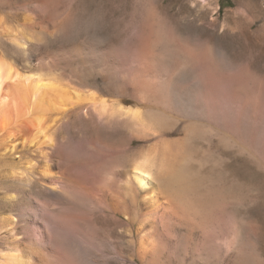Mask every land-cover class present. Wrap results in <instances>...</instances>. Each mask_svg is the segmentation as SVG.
<instances>
[{"label":"rangeland","instance_id":"obj_1","mask_svg":"<svg viewBox=\"0 0 264 264\" xmlns=\"http://www.w3.org/2000/svg\"><path fill=\"white\" fill-rule=\"evenodd\" d=\"M0 54L109 107L69 105L40 147L0 114L14 146L0 158V222L12 223L0 249L19 221L38 264H264V0H0ZM98 131L126 143L110 151ZM148 158L183 166L193 191L132 188L130 167Z\"/></svg>","mask_w":264,"mask_h":264},{"label":"bare ground","instance_id":"obj_2","mask_svg":"<svg viewBox=\"0 0 264 264\" xmlns=\"http://www.w3.org/2000/svg\"><path fill=\"white\" fill-rule=\"evenodd\" d=\"M83 54H84L83 52L78 51V53L74 54V55L76 56L75 58H77L79 60L82 56L85 55V54L84 55ZM100 54H101V52H100ZM74 55H73V57H74ZM85 57H87V56H85ZM79 61H81V60H79ZM166 61H168V60L166 59ZM167 63L169 64V62H167ZM81 66L85 67V65H82V63L80 65V67ZM170 68H172V67H170ZM0 70H2V71H0V114H2L5 117H8L7 118L8 120H9V117H13V119L14 120L16 119V121H18L17 120L18 118L24 119L23 121L30 128L29 129V135L25 139V146L29 145V146L40 147L41 145L49 143L51 141L50 127H51V124L56 121V119H54L55 115L64 111L65 108L68 107L69 105H71V106L74 105L76 102H80L79 104H77L78 106H80V105L84 106V105H86V104L83 105L84 101H89L88 104L90 105V107L93 109L94 112H97L99 114V116L104 115V114H108V112H109V107L107 105V102H105L104 100H97L94 96H91L90 94H88V95L87 94L86 95L79 94L80 92H76V90L75 91L71 90L72 87H70V86L68 87V85H66V86L62 85L61 84L62 81L58 82V80L56 81L55 78H52V77H49V76H46L43 74H39V73H32V74H21V73H19L17 71L18 69L17 70H16V68L13 69L12 66L9 64L8 60H5L1 54H0ZM83 70H85V69H83ZM176 71H178V70H176ZM164 72H165V70H164ZM169 72H171V71H169ZM181 73H183V72H181ZM168 74H170V73H168ZM171 74H173V72ZM84 76H86V75H84ZM166 76H167V74H166ZM168 77H167V79H168ZM162 78H165V77H162ZM163 81L165 82V80H163ZM165 89H167V88H165ZM169 89L170 88H168L167 92L169 91ZM185 96H183L180 93V91H178L176 89V87L175 88L173 87L171 92H170V98L173 101V103H175L176 106L179 107L184 112L186 110L190 112L194 108V103L192 104L189 100H187L188 98H185ZM164 97H165V95H164ZM86 106H88V105H86ZM90 107L88 106L87 108L89 109ZM72 108H74V107H72ZM92 109H91V111H92ZM111 112L112 111H110V113ZM65 113H67V112H65ZM194 113H196V112H194ZM87 115H88V118L85 119L86 118L85 117L84 120H89L90 117L91 118L93 117L92 112H90V111L87 112ZM87 115H85V116H87ZM113 115H114V113L112 114V116ZM0 117H1V119L4 118L2 116H0ZM131 117L133 120L141 123V119L143 116L140 114L139 111H134L131 113ZM7 119L5 121H7ZM68 119L70 120V121L68 120L69 121L68 123H72L75 120L79 119L78 112L74 111V112L70 113L68 115ZM10 120H11V118H10ZM114 124L115 123H113V125ZM2 125L3 124H0V158L5 156L7 151L9 152L14 148V146L11 144H3L2 143V140H3L2 137L5 136V132L7 134L6 128ZM27 125H24V127L25 126L27 127ZM16 126H18V125H16ZM141 126H143V125H141ZM97 130H99V129H97ZM97 130L95 129V132ZM101 130H102V128H101ZM104 131H103V133H102V131H98L97 134L95 136H93L94 138L91 137L92 141H94V143L96 142L98 145L108 147L110 149V151L111 150L114 151L116 149L117 145L119 146L120 144L126 143L124 138L115 139L112 134H110V135L107 133L104 134ZM95 144H93L92 146H94ZM154 167H155V163L149 158L144 159L140 162H135L130 167V170L128 171V173L130 175L128 177H130V182L132 183V188L134 187L138 191H145V192L147 191V194H148V192L152 190L151 187H153L155 189V188L159 187V185H160L165 190L171 191V193L173 192V194H177L178 196H186V195H188V193L193 191L191 181L187 177V172L183 168V166L173 167V166H168V165L167 166L161 165V166L155 167L157 169V171L155 170ZM161 171H162L161 177L157 178V179L155 178L156 183H157V184H155V180H154L155 175L154 174L155 173L157 174V172L159 173ZM45 174L47 175L48 173H45ZM159 175H160V173H159ZM159 175H157V176H159ZM49 180H50V178H49ZM152 191L149 193L151 194ZM182 199H184V198H182ZM158 201L159 200L156 197L155 198L151 197L149 200V202L151 203V206L156 208L155 209L156 211H157V207L159 208V207L163 206V204L158 205V204H160V203L157 204ZM161 208H159V209H161ZM151 212H153V211H151ZM156 213H158V212H155V214ZM11 225H12V223L10 221H8L7 219H3V221L0 222V231L4 228L11 226ZM12 229H13L15 238L13 239V243L11 245L7 246L5 250L0 249V264H38L34 260V258H32L29 255L28 252L23 250V245L25 244V242L28 239L26 238L27 235L23 234L21 236L20 233H23L26 230V226L21 224L19 221H17L16 223H14V227L12 226ZM19 236H20V238L18 239ZM40 247H41V245L39 246V248ZM43 247H45V246H43Z\"/></svg>","mask_w":264,"mask_h":264},{"label":"snow or ice","instance_id":"obj_3","mask_svg":"<svg viewBox=\"0 0 264 264\" xmlns=\"http://www.w3.org/2000/svg\"><path fill=\"white\" fill-rule=\"evenodd\" d=\"M0 71H2V70H0Z\"/></svg>","mask_w":264,"mask_h":264}]
</instances>
